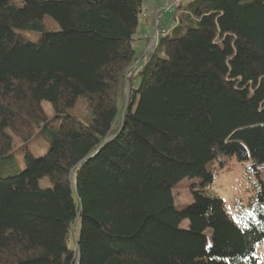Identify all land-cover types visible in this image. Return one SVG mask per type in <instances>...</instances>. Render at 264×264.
<instances>
[{
  "label": "trees",
  "instance_id": "16d2710c",
  "mask_svg": "<svg viewBox=\"0 0 264 264\" xmlns=\"http://www.w3.org/2000/svg\"><path fill=\"white\" fill-rule=\"evenodd\" d=\"M142 15V0H0V264H262L264 0H191L171 30L158 14L126 80ZM223 156L259 183L235 218L206 191Z\"/></svg>",
  "mask_w": 264,
  "mask_h": 264
},
{
  "label": "rangeland",
  "instance_id": "374dc122",
  "mask_svg": "<svg viewBox=\"0 0 264 264\" xmlns=\"http://www.w3.org/2000/svg\"><path fill=\"white\" fill-rule=\"evenodd\" d=\"M165 0H142V12L143 15L152 16L155 14L156 10H159L160 14V28L165 27L166 29H172L176 20L173 16L177 10V7L174 5L170 9H163L162 3ZM172 0H169L171 2ZM191 0H182L180 5L183 6ZM153 4H156V8H153ZM140 17L138 28L134 36L133 46L136 51V56L138 60L135 62V65L130 66V70L126 72L125 79L132 74V72L145 63L150 56L151 50H148L144 43V39L152 38L157 31L154 26H150L144 16ZM31 38H35V34L30 35ZM140 37H143L140 40ZM126 85H128L126 83ZM125 85V95L128 94V86ZM42 107L47 115H51L52 109L47 102L42 103ZM72 113L77 116L80 120L85 121L89 117V111L87 110L85 103L83 101H78L75 105ZM13 155L19 160V165L23 166V161L21 154L19 153L20 142L17 138L13 139ZM47 147V142L40 136L34 138L31 142V150L37 156L42 154ZM221 161L224 162V167L219 169L215 173V178L213 183L206 189L207 193L212 196H218L223 201L224 204L232 217H237L243 212H249L255 201H256V191L259 187L258 179L256 176L248 172L244 165L239 164L234 158L230 157H221ZM5 167L3 170H5ZM211 168V166H210ZM260 179L264 185V171L260 173ZM186 182L180 183L174 190L175 205L180 207L183 204H188L192 201V196L189 189L186 187ZM40 186L48 187L50 183L47 178L40 180ZM187 222L184 221L181 226H186ZM81 233V230L78 229L76 236ZM75 236V224H74V233ZM257 256L259 261L264 264V243L257 247Z\"/></svg>",
  "mask_w": 264,
  "mask_h": 264
},
{
  "label": "crops",
  "instance_id": "0c3cea01",
  "mask_svg": "<svg viewBox=\"0 0 264 264\" xmlns=\"http://www.w3.org/2000/svg\"><path fill=\"white\" fill-rule=\"evenodd\" d=\"M166 1H169V0H165L164 1V3H162V5H163V9H165V4H166ZM153 8H156V4H153V6H152ZM157 9V8H156ZM159 14V10H156L155 11V15H154V19H155V16L156 15H158ZM159 17H160V15H159ZM146 19V22L150 25V26H152L151 24H150V18L148 19V18H145ZM158 22V21H157ZM154 26V25H153ZM154 37V36H153ZM142 38L143 37H140V40H142ZM143 44H145L146 45V47H147V49L148 50H151V44H152V38H150V40H147V38L146 39H144V43Z\"/></svg>",
  "mask_w": 264,
  "mask_h": 264
},
{
  "label": "built area",
  "instance_id": "2783aa9c",
  "mask_svg": "<svg viewBox=\"0 0 264 264\" xmlns=\"http://www.w3.org/2000/svg\"><path fill=\"white\" fill-rule=\"evenodd\" d=\"M181 1L182 0H172L171 2L166 1V4H165L166 7H165V9H170L172 5H174L175 7H178L180 5ZM161 34H164V31L163 30L161 31ZM158 35H159V33H158V30H157L156 33H155V35H154V37H153V39H152V41L154 42L153 46L157 42Z\"/></svg>",
  "mask_w": 264,
  "mask_h": 264
},
{
  "label": "water",
  "instance_id": "95a60500",
  "mask_svg": "<svg viewBox=\"0 0 264 264\" xmlns=\"http://www.w3.org/2000/svg\"><path fill=\"white\" fill-rule=\"evenodd\" d=\"M154 27H155V30L157 29V15L155 16V19H154ZM156 33V32H155ZM155 35V34H154ZM153 44L154 42L152 41V44H151V48L153 47ZM135 65V63H134ZM131 67H129L126 72H128L130 70ZM127 86V85H126ZM79 217V215L77 216ZM76 220L73 222V225H72V234L74 233V224H75Z\"/></svg>",
  "mask_w": 264,
  "mask_h": 264
}]
</instances>
